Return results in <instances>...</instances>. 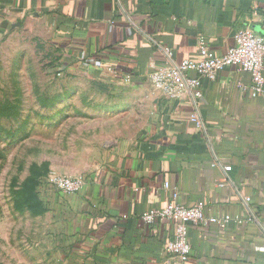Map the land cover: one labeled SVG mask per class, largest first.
<instances>
[{"label": "crops", "instance_id": "1", "mask_svg": "<svg viewBox=\"0 0 264 264\" xmlns=\"http://www.w3.org/2000/svg\"><path fill=\"white\" fill-rule=\"evenodd\" d=\"M246 26L264 37L263 4L0 0V59L8 50L17 57L50 48L56 70L73 88L75 108L96 97L88 94L81 102L75 96L80 88L92 94L105 86L103 105L139 112L132 137L106 143L82 190L55 197V223L64 229L69 256L83 264H173L165 247L174 224L148 226L141 215L164 207L175 190L179 204L202 202L208 217L257 218L243 225L190 226L191 254L184 264H264V252L256 250L264 246V96H250V76L235 66L220 70L214 81L202 80L196 103L166 97L147 78L164 65L162 47L173 51L176 63L196 61L202 38L223 55L233 46L234 31ZM195 110L203 130L190 121Z\"/></svg>", "mask_w": 264, "mask_h": 264}, {"label": "rangeland", "instance_id": "2", "mask_svg": "<svg viewBox=\"0 0 264 264\" xmlns=\"http://www.w3.org/2000/svg\"><path fill=\"white\" fill-rule=\"evenodd\" d=\"M27 52L8 50L0 59V264H83L63 244L64 229L55 223L60 193L48 177L84 179L101 164L106 143L132 137L139 112L103 105L105 86L92 94L80 88L81 102L96 97L75 108L55 52Z\"/></svg>", "mask_w": 264, "mask_h": 264}, {"label": "built area", "instance_id": "3", "mask_svg": "<svg viewBox=\"0 0 264 264\" xmlns=\"http://www.w3.org/2000/svg\"><path fill=\"white\" fill-rule=\"evenodd\" d=\"M233 46L223 55H216L210 50L206 41L198 40L199 60H183L176 63L173 60V51L168 47H162L164 65L151 71L147 78L154 88L162 92L166 97L180 101L186 97L194 103L202 98L200 90L202 80L214 81L218 72L226 67L235 66L238 71L245 72L250 76L248 91L251 97L264 96V37L255 33L250 27H241L233 33ZM58 70V69H57ZM62 69L58 75H62ZM108 72L117 76L112 69ZM129 80V77H125ZM241 86V85H240ZM243 89L244 87L241 86ZM190 121L195 127L203 130L204 126L195 110L190 114ZM215 166V164H213ZM225 172L230 167H223ZM83 178H69L51 175L48 177V185L62 195L79 193L84 185ZM219 183V185H222ZM165 189H171L168 183H164ZM178 193L172 190L170 201L162 208H151L141 215L145 225L151 226L162 222L174 224L173 237L165 247L167 259L173 264H184L191 254L189 243L190 226H207L216 224L225 227L229 223L237 225L253 223L257 220L253 214L244 217H208L204 214L202 202H196L190 207H185L177 202ZM249 201V198H245ZM258 252H264L263 247H257Z\"/></svg>", "mask_w": 264, "mask_h": 264}, {"label": "water", "instance_id": "4", "mask_svg": "<svg viewBox=\"0 0 264 264\" xmlns=\"http://www.w3.org/2000/svg\"><path fill=\"white\" fill-rule=\"evenodd\" d=\"M264 5V0H250Z\"/></svg>", "mask_w": 264, "mask_h": 264}, {"label": "trees", "instance_id": "5", "mask_svg": "<svg viewBox=\"0 0 264 264\" xmlns=\"http://www.w3.org/2000/svg\"><path fill=\"white\" fill-rule=\"evenodd\" d=\"M15 107V106H14ZM0 116H6V115H4L3 113H0ZM1 152H0V158H1Z\"/></svg>", "mask_w": 264, "mask_h": 264}]
</instances>
